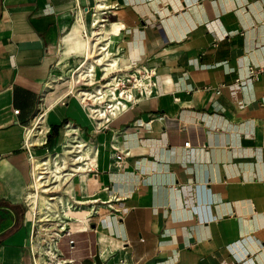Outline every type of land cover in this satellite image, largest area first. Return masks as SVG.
I'll use <instances>...</instances> for the list:
<instances>
[{
  "label": "crops",
  "instance_id": "1",
  "mask_svg": "<svg viewBox=\"0 0 264 264\" xmlns=\"http://www.w3.org/2000/svg\"><path fill=\"white\" fill-rule=\"evenodd\" d=\"M102 27L96 53L155 84L100 125L79 92L107 78L67 75ZM68 122L96 169L34 204ZM48 262L264 264V0H0V264Z\"/></svg>",
  "mask_w": 264,
  "mask_h": 264
},
{
  "label": "bare ground",
  "instance_id": "2",
  "mask_svg": "<svg viewBox=\"0 0 264 264\" xmlns=\"http://www.w3.org/2000/svg\"><path fill=\"white\" fill-rule=\"evenodd\" d=\"M101 17L99 13H96L93 19V24L98 25L100 23ZM105 27L99 29H93L92 34L95 36L92 40L84 44V51H88L90 54L96 51L98 47L104 46V43H101L104 38L109 34L108 31H103ZM107 38V37H106ZM113 48V47H112ZM111 48V49H112ZM98 55H94L91 59H86L83 61L78 68L75 70V75L71 77L72 85L78 80H86L88 84H92L95 79L107 78L106 81L100 85H97L94 89H82L79 92L81 99H92L93 105L89 106V110L92 113V116L95 119H98L100 122H105L107 117L109 116L108 107L111 106V113L117 115L119 112L125 110L128 106V101L132 100L135 95L136 88H131L129 92L123 94L119 88V79L118 76L112 74L115 72L119 66L117 59H110L108 55V51L104 50L101 52L97 51ZM76 78H79L76 80ZM81 82V81H80ZM141 83H143L141 81ZM129 86V85H128ZM73 88V87H72ZM105 101V102H103ZM87 103V102H85ZM120 114V113H119ZM30 135L34 137V130L32 126L29 128ZM74 131L71 129L65 132V137L73 138ZM36 142H41L43 140L42 137L37 136L34 137ZM79 142L78 146H81L80 157L81 159L77 161L79 164L76 167H80V169L84 168V164L81 163L82 160L95 157L98 153L97 150L93 151V147L89 146L86 148L83 140H76ZM92 152V153H91ZM40 175V173H38ZM40 178V179H39ZM38 178V187L44 186L42 182V176ZM85 179V178H84ZM76 185V184H75ZM60 187V186H59ZM78 187V186H76ZM36 194H28V198L33 201L35 204ZM43 202L45 204H51L49 201V197L42 196ZM37 202V201H36ZM37 208V207H36ZM51 208V207H50Z\"/></svg>",
  "mask_w": 264,
  "mask_h": 264
},
{
  "label": "built area",
  "instance_id": "3",
  "mask_svg": "<svg viewBox=\"0 0 264 264\" xmlns=\"http://www.w3.org/2000/svg\"><path fill=\"white\" fill-rule=\"evenodd\" d=\"M137 70V68H136ZM124 72V73H122ZM260 71L256 70L255 68H250V76L251 77H255L257 75V73H259ZM154 72H149V70H144V71H136V73H130V74H126L124 69H117L115 71V76H118L119 79V88H121V92L123 94H126L127 92L130 91L131 88H136L137 91L142 95V94H146L149 95L152 93V87L154 86V81L152 79ZM141 81L143 83H141ZM77 82H80V80H78ZM83 84L87 85V82H84ZM125 84L130 85L129 87L125 88ZM136 97L134 95L133 99L130 101L135 102L136 101ZM82 100H86V99H82ZM105 102V101H103ZM111 106L108 107V112L109 115H112L111 110H110ZM16 113L19 112L18 109L15 110ZM45 110L42 109L34 123L32 124V129L34 130V136H46L49 132V130H47L44 127V122H45ZM110 120L109 117L106 118L105 123ZM101 125V122H100ZM99 126V125H98ZM65 129L66 131L71 129L72 131H74L73 134V138H67L66 141L63 143V152H61V154L55 153V155L53 157L51 156H47V158L42 160L41 166L40 163L37 162L35 159L33 161V182L35 183L33 185V192L36 194H38L39 190L41 191V193H43L44 191L50 190L52 188V186L54 185H58L59 183L71 179L72 177H74L76 174L80 173V172H88L92 169H96V167L93 166V163L91 160H89V162L87 163V160L84 159L82 160L81 163L84 164V168L80 169V167H76V165H78L79 163L77 161H79L81 159L80 157V152H81V146H78L79 142H76V140H81L80 137L77 134V128H75L73 126V124H71L70 122L65 124ZM28 133L30 134V131L28 130ZM46 141L43 143L45 144ZM190 144V142H186V145L188 146ZM24 145L25 147H28V142L24 141ZM29 157L32 158L33 155L31 153V151H29ZM40 173V175L38 174ZM39 176H42V182L44 184V186L42 187H38V178ZM40 179V178H39ZM51 191V190H50ZM52 192V191H51ZM40 193V192H39ZM51 195V194H50ZM54 211L52 209H50V212L47 216L48 220H51L52 218V213ZM90 212L91 214H96L99 212L98 208L95 207H91L90 208ZM51 215V217L49 216ZM58 215V214H57ZM35 217L38 218V213L35 211ZM60 220V219H58ZM57 233V232H56ZM71 231L67 230L65 232V234L67 235H71ZM58 234V233H57ZM69 242L71 244H74V239H70ZM74 245H72L73 247ZM42 264H52L51 262L48 263H42Z\"/></svg>",
  "mask_w": 264,
  "mask_h": 264
},
{
  "label": "rangeland",
  "instance_id": "4",
  "mask_svg": "<svg viewBox=\"0 0 264 264\" xmlns=\"http://www.w3.org/2000/svg\"><path fill=\"white\" fill-rule=\"evenodd\" d=\"M105 29H106V28H105ZM93 36H94V35H93ZM94 37H95V36H94ZM90 40H92V39H90ZM85 43H87V42H85ZM85 43H84V44H85ZM94 55H97L96 51H95L94 53H92V54L89 53L87 59H88V58L91 59L92 57H94ZM85 59H86V58H85ZM75 70H76V69H75ZM75 70H74V71H71V72L67 75V76L70 77V79H71V77H73V75H75ZM57 77H58V75H57ZM78 79H79V78H76V80H78ZM97 80H98V79H97ZM80 81H81V82H77V81H76L74 84H76V85H78V86H79V85H82L83 87H85L83 83H84V82H87V81H86V80H80ZM95 81H96V80H95ZM96 82H97V83H100V82H98V81H96ZM82 86H81V87H82ZM129 86H130V85H129ZM129 86H128V84H125V88H126V87H129ZM78 91H79V90H78ZM78 91H77V93H78ZM33 184H35V183L33 182ZM70 239H71V238H70ZM49 256H50V257H49ZM49 256L46 257V258H47V259H48V258H51V255H49Z\"/></svg>",
  "mask_w": 264,
  "mask_h": 264
}]
</instances>
